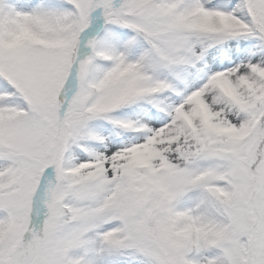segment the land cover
I'll use <instances>...</instances> for the list:
<instances>
[{
  "label": "snow or ice",
  "instance_id": "1",
  "mask_svg": "<svg viewBox=\"0 0 264 264\" xmlns=\"http://www.w3.org/2000/svg\"><path fill=\"white\" fill-rule=\"evenodd\" d=\"M0 264H264V0H0Z\"/></svg>",
  "mask_w": 264,
  "mask_h": 264
}]
</instances>
